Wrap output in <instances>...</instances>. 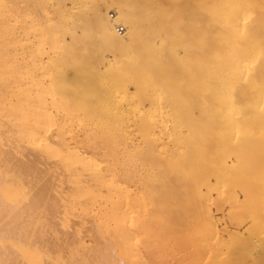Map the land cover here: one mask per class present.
<instances>
[{"label": "bare ground", "instance_id": "bare-ground-1", "mask_svg": "<svg viewBox=\"0 0 264 264\" xmlns=\"http://www.w3.org/2000/svg\"><path fill=\"white\" fill-rule=\"evenodd\" d=\"M168 257L264 264V0H0V264Z\"/></svg>", "mask_w": 264, "mask_h": 264}, {"label": "rangeland", "instance_id": "rangeland-1", "mask_svg": "<svg viewBox=\"0 0 264 264\" xmlns=\"http://www.w3.org/2000/svg\"><path fill=\"white\" fill-rule=\"evenodd\" d=\"M80 133H81V132H80ZM80 133H79V135H80L81 137L78 135V137H77L78 139H77V138H76V139H77L78 141H79V140L81 141V140L83 139L82 143H84V138H83L84 135H83V133H81V134H80ZM118 169H119V167H117V170H116L117 174H118V175H122V169H120V170H118ZM119 173H120V174H119ZM214 212H215V213H214V214H215L214 216H215L216 219L219 218L218 220L220 221L221 226L223 225V226H226V227H228V228H231V227H232V226L230 225V222L228 221V219H227V218H224L225 216L223 215V213H222L221 211H216V210L214 209ZM219 212H220L221 214H220ZM223 219H224V220H223ZM226 219H227V220H226ZM221 221H222V223H221ZM225 223H226V224H225ZM221 226H220V228H221ZM245 227H246L245 225H241V226L239 227V229H240V230H243V228H245ZM232 229H233V228H232ZM189 250H190V249H187L188 252H189ZM167 259H168V263H167V264H177V261H175L174 259H170V260H169V257H168ZM187 260H188V259H186L185 261H187Z\"/></svg>", "mask_w": 264, "mask_h": 264}, {"label": "built area", "instance_id": "built-area-1", "mask_svg": "<svg viewBox=\"0 0 264 264\" xmlns=\"http://www.w3.org/2000/svg\"><path fill=\"white\" fill-rule=\"evenodd\" d=\"M116 30H117L118 32H121L123 29H122L121 26H118V24H116Z\"/></svg>", "mask_w": 264, "mask_h": 264}]
</instances>
